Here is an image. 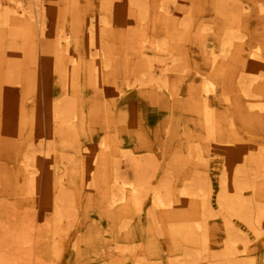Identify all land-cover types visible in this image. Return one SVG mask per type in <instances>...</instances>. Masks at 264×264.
<instances>
[{
  "label": "bare ground",
  "instance_id": "obj_1",
  "mask_svg": "<svg viewBox=\"0 0 264 264\" xmlns=\"http://www.w3.org/2000/svg\"><path fill=\"white\" fill-rule=\"evenodd\" d=\"M48 1L0 0V140L23 152L8 190L39 195L22 205L57 210L84 181L86 207L117 228L135 220L123 238L136 250L105 243L101 226L89 225L68 239L73 264H161L165 250L166 264H264V78L248 76L264 68V0H176L173 10L164 0ZM184 8L197 17L183 22ZM232 26L240 34L222 36ZM142 109L170 127L165 153L183 123L195 145L157 165L140 152ZM211 146L224 149L216 186ZM168 171L171 183L161 180ZM66 216L57 210L44 234L22 218L19 254L44 250L47 236L58 253Z\"/></svg>",
  "mask_w": 264,
  "mask_h": 264
},
{
  "label": "rangeland",
  "instance_id": "obj_2",
  "mask_svg": "<svg viewBox=\"0 0 264 264\" xmlns=\"http://www.w3.org/2000/svg\"><path fill=\"white\" fill-rule=\"evenodd\" d=\"M87 1L89 0H86V2ZM164 1L169 5L170 9L173 10V4L176 0H164ZM44 2L45 4L43 7L47 9L49 7L47 4L49 1L44 0ZM73 11L75 12V10ZM97 16L99 17L98 14H96L95 16H90L89 20H93L94 22L97 20ZM191 16L193 18L197 17V16L195 17L193 10L186 11V9L184 8L183 13L180 16V18H182L183 22L188 23L189 21L191 22V20L193 19ZM198 18L200 19L204 18L205 20L204 27H208L210 25L209 22H207V19H206L207 16L205 15L204 17L199 16ZM45 22L47 25L49 24L46 14H45ZM208 31H211V30H208ZM64 33L66 36H69L71 34L67 28H65ZM225 34L235 36V35H239L240 31L237 27H234V26L226 27L224 28L222 32V36H224ZM207 43L210 44V41H207ZM255 75H258V78L260 79L264 78V68H260L259 70L248 74V76H255ZM132 80L134 81V79ZM263 95H264V91H262L260 96H263ZM138 110H140V107L138 108ZM140 115L143 118H141V120H138L137 125L135 126L136 128L134 127L133 128L138 129L137 132H139L141 135L145 137V139L147 140V145H148L147 150H141L140 152H142L144 155L148 157H152L155 163H157V165L159 164L167 165V162L168 161L170 162V160H173V157H181L183 153H185V150H186L183 147L184 145L185 146L189 145V147L192 145H195V143L192 142V140L189 137L188 139L182 138L185 133L184 123H183L179 125L180 128L178 127L179 131L182 130L179 136L180 138H177L175 136L177 139L173 140V142L170 144V148L165 153V149H166L165 147L167 146V144L170 143V139H168L169 137L167 136L168 132H170V129H169L170 127L162 126V125L158 126V123H159L158 118L155 115L149 116V113H146V111L143 109ZM178 123H181L180 119L178 120L176 125ZM180 145H182V148L184 149L183 151H181ZM88 146L86 144L84 145V148H87ZM128 148H130L131 150L134 149L130 146ZM209 148L210 150L208 153H210L211 155H208L205 157L209 160V163H208L209 164L208 169L210 171L209 177H213L212 178L213 184L214 186H216L217 179L220 174L217 169L213 168V166L215 165L220 166L219 162L222 161L224 149L220 146L218 147L211 146ZM22 154L23 152L20 153L16 151V146L13 143V141H8L5 139L0 140V257L5 259L3 260V262L0 261V264H73L74 260L71 263V258H72V255H73L72 252L74 249H72L71 242L73 241H70L71 240L70 237L73 234L75 236L82 235L81 233H83V231L87 232L88 231L87 227H89V225H91L90 227H93V229H91L92 231H95L96 227L101 226L105 243L107 240L108 242H110L108 238L114 240L115 241L114 244L117 247H119L124 253H127V254L131 253L133 249L136 250V248H138V242H136L137 240L135 241L132 239L126 240L123 238L124 232L127 231V229L135 223V220L128 219V224L123 228H117L118 225H115L114 223L109 224L110 222L107 221V218H104V216H99V214H97L96 211L93 210L92 207L91 208L89 206L86 207L85 206L86 204L82 202L80 194L81 192H83V190H86L87 188L83 186L84 181H82L83 183L81 182L77 184V187H78L77 190L72 189L70 187L71 189L70 193L72 195L73 202H67L65 209L64 208L57 209L61 213L66 214L67 215L66 217L68 218L67 229L65 231V234L63 235V241L65 243L62 244V246L59 248L58 253H54L51 251L52 250L50 248L51 240H50V237L47 236V237L40 238L41 242L47 243V246L44 250L37 251L36 246L33 244L30 247V250H28V248L21 249L22 254L20 255L18 252L20 250L16 249V242L14 241V238H15L14 234L16 231L24 227V225L21 224V219L28 218V221L31 224V228L33 229V232L35 234H44V232H46V230L48 229L50 225L49 223H47V220H51L52 215H54L57 211L54 209V207L49 209L48 211L40 210L38 208L35 209L33 208V206H30V205L27 206L26 205L27 202H25V204L23 203V205L26 207L25 208L22 205V202H20V200L25 199V198L26 199L38 198L39 195L36 193L33 195H25V194H20V193L17 194L19 190H8V185L12 182V179L14 176L13 170L15 169L17 164L18 165L21 164ZM163 157H165V160L163 159ZM46 158L47 157L42 158V163L45 161ZM49 165L52 166L51 163ZM126 168L128 167H126L125 165H123V163H121V169H122L121 171H124ZM158 171L159 170L157 169L154 171V173L149 172L147 179L151 183L150 186H154V182L158 181L157 180ZM40 173H41V169L39 168V171L36 173L35 177H37L38 174ZM176 177L177 176H175V173H172V171H168L165 177H163L161 180L164 182L171 183L175 181ZM132 179L133 178L130 177V180ZM79 184L80 186H78ZM147 195H151L150 190L148 191ZM24 212H26L27 215H24ZM138 213L139 215H141V218L139 221L144 226L145 221H146L144 210ZM215 219L219 222V226H222L221 224L222 219L219 217H215ZM76 228H79V231H75ZM68 239L70 240L68 241ZM255 242L256 241L254 240L251 243H255ZM87 245L88 244H86V247ZM80 246L83 247L85 245L82 242ZM88 247H90V244ZM111 250H112V246L104 245L102 247V251L106 254L110 252ZM162 253L165 255V257L163 258V260H161V264H166L167 252L165 250ZM75 256H77V254ZM82 257L84 256L79 257L76 260L75 264H79V263L86 264V259L88 262H92V264L107 263L108 261V259L97 258L95 256H87L86 259L83 261Z\"/></svg>",
  "mask_w": 264,
  "mask_h": 264
}]
</instances>
